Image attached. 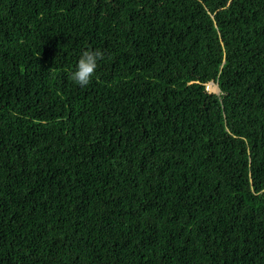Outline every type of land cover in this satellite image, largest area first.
Returning <instances> with one entry per match:
<instances>
[{
    "label": "trees",
    "instance_id": "16d2710c",
    "mask_svg": "<svg viewBox=\"0 0 264 264\" xmlns=\"http://www.w3.org/2000/svg\"><path fill=\"white\" fill-rule=\"evenodd\" d=\"M0 264H264V0H0Z\"/></svg>",
    "mask_w": 264,
    "mask_h": 264
},
{
    "label": "clouds",
    "instance_id": "9594fccd",
    "mask_svg": "<svg viewBox=\"0 0 264 264\" xmlns=\"http://www.w3.org/2000/svg\"><path fill=\"white\" fill-rule=\"evenodd\" d=\"M105 53L103 50L87 49L84 50L75 65V70L71 72V79L80 87H87L97 71L98 62L103 60Z\"/></svg>",
    "mask_w": 264,
    "mask_h": 264
},
{
    "label": "rangeland",
    "instance_id": "374dc122",
    "mask_svg": "<svg viewBox=\"0 0 264 264\" xmlns=\"http://www.w3.org/2000/svg\"><path fill=\"white\" fill-rule=\"evenodd\" d=\"M207 91L208 92H216V91H218V89L216 88V86H214L212 84H208Z\"/></svg>",
    "mask_w": 264,
    "mask_h": 264
}]
</instances>
